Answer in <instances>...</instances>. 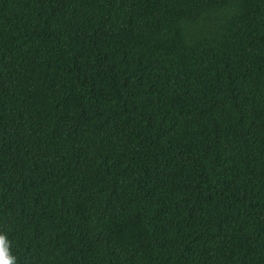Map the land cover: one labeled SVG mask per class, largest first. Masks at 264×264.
<instances>
[{
  "label": "trees",
  "instance_id": "1",
  "mask_svg": "<svg viewBox=\"0 0 264 264\" xmlns=\"http://www.w3.org/2000/svg\"><path fill=\"white\" fill-rule=\"evenodd\" d=\"M0 234L16 264H264V0H0Z\"/></svg>",
  "mask_w": 264,
  "mask_h": 264
},
{
  "label": "clouds",
  "instance_id": "2",
  "mask_svg": "<svg viewBox=\"0 0 264 264\" xmlns=\"http://www.w3.org/2000/svg\"><path fill=\"white\" fill-rule=\"evenodd\" d=\"M0 264H16L15 257L9 251V242L3 234H0Z\"/></svg>",
  "mask_w": 264,
  "mask_h": 264
}]
</instances>
